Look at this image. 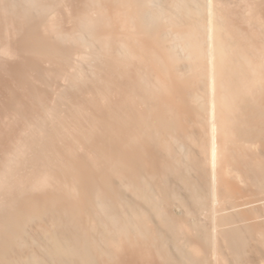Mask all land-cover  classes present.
Returning <instances> with one entry per match:
<instances>
[{
	"label": "bare ground",
	"instance_id": "obj_1",
	"mask_svg": "<svg viewBox=\"0 0 264 264\" xmlns=\"http://www.w3.org/2000/svg\"><path fill=\"white\" fill-rule=\"evenodd\" d=\"M0 264H264V0H0Z\"/></svg>",
	"mask_w": 264,
	"mask_h": 264
}]
</instances>
